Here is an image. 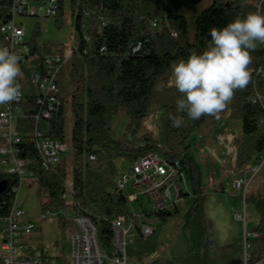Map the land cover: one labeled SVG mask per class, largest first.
Listing matches in <instances>:
<instances>
[{
    "label": "trees",
    "instance_id": "obj_1",
    "mask_svg": "<svg viewBox=\"0 0 264 264\" xmlns=\"http://www.w3.org/2000/svg\"><path fill=\"white\" fill-rule=\"evenodd\" d=\"M9 2L0 0L4 14ZM62 4L63 0L55 24L63 15ZM263 4L264 0H259L258 5ZM70 7L74 30L79 35L69 64L75 87L70 100L71 156L67 159L62 155L56 167L48 171L42 169L41 157L31 141L35 116L41 107L32 93L25 95L22 116L15 124L21 136L17 158L23 162L24 171L31 173L24 184L33 183L39 188L44 199L40 203L41 212L70 208L88 217L98 227L102 248L111 254L110 220L129 214L125 195L115 187L119 174L116 161L122 159L132 164L148 153H160L184 173L189 194L182 193L184 202L158 214L157 219L164 223L168 217L182 214L183 228L189 235L185 264H219L213 226L206 215L207 195L202 171L193 155V135L211 120H236L240 132L233 140L234 172L246 171L264 155V127L259 125L264 116L261 73L264 46L251 52V83L246 90L235 93L219 118L206 116L193 121L184 115L181 128L172 127L170 120V116L177 115L176 101L183 98L174 85L169 84L170 66L186 60L192 52L199 54L205 50L210 41L209 29L223 28L238 16L243 18L249 12H259L258 6L249 0H210L206 8L200 0L189 7H182L179 0H70ZM153 20L157 21L155 26ZM36 36L37 32L30 39V47L40 57L63 53L60 48L52 51L48 45H43L39 51ZM137 47L139 49L135 50ZM64 72L60 73V84ZM156 110L160 117L157 138L144 135L143 144L134 146L115 137L114 116L123 113L129 119L127 126L139 129L141 122ZM66 127L63 99L62 105L45 121L42 133L66 144ZM90 156L103 162V166H91ZM204 168L210 176L212 165L205 163ZM1 182H6L0 194V220H4L15 201L14 190L19 187V177L0 171ZM66 185L71 188V204L61 198L68 193ZM218 192L225 193V188L219 185ZM248 202L258 213L254 233L264 240V181L261 190L246 195L245 204ZM58 226L63 232L64 220H59ZM157 232L155 230L146 242L137 238L138 259L148 258L157 250L158 244L153 239ZM25 246L27 256L39 257L44 264H67L64 255L51 256L40 245L31 247L26 243ZM165 264L175 263L169 260ZM246 264H254V261L247 257Z\"/></svg>",
    "mask_w": 264,
    "mask_h": 264
},
{
    "label": "built area",
    "instance_id": "obj_2",
    "mask_svg": "<svg viewBox=\"0 0 264 264\" xmlns=\"http://www.w3.org/2000/svg\"><path fill=\"white\" fill-rule=\"evenodd\" d=\"M61 0H10L9 8L4 14L0 7V48L8 47L20 57L22 77L19 80L22 96L18 102L10 105H0V163L7 174H16L19 177V187L14 190L15 201L8 217L0 220V261L2 264H44L39 257L27 256L25 237L34 231V225L26 219L24 210L16 205L17 190L24 185V181L31 177L25 172L23 162L17 158V145L21 143V136L15 129L17 119L22 116L21 106L24 96L32 93L36 104L41 107L35 116L36 127L31 141L38 151L42 169L48 171L57 166L60 157L69 149L66 144L54 141L43 135L41 123L47 121L53 112L62 105V86L60 73L70 64L74 49L69 53H49L39 56L37 51L30 47L25 25L17 22L18 18H38L42 22L55 19L60 10ZM157 24L156 20L152 25ZM88 40V39H86ZM39 51L43 45H38ZM137 47L135 50H138ZM264 77V71L261 72ZM264 110V100L262 104ZM264 127V116L259 121ZM89 161H95L90 156ZM264 168V155L261 156L249 169L240 172L231 181V189L240 196L242 208L232 211L230 219L246 223L245 198L247 190L254 179ZM250 178L247 179V176ZM116 191L123 192L128 206L145 198L150 211L146 212L141 205L142 212L130 210L129 214L120 215L110 220L111 254L101 246L98 227L86 216L70 209L47 210L40 213L42 221L59 219L69 221L72 228L69 230L70 250L66 256L69 264H127L128 238H149L154 234L157 224V215L171 211L175 205H180L185 198L182 193H188L187 181L184 173L177 167L169 164L157 152L148 153L135 160L126 172L118 174L115 180ZM68 193L62 195L67 204L72 203L71 188L66 185ZM257 237L256 233H245L243 237L244 264L251 244L249 239Z\"/></svg>",
    "mask_w": 264,
    "mask_h": 264
},
{
    "label": "rangeland",
    "instance_id": "obj_3",
    "mask_svg": "<svg viewBox=\"0 0 264 264\" xmlns=\"http://www.w3.org/2000/svg\"><path fill=\"white\" fill-rule=\"evenodd\" d=\"M196 0H179L182 7H189L195 3ZM202 7L206 8L210 5V0H200ZM257 5L259 12L264 14V4L258 5L259 0H249ZM63 15L59 19L58 24H55V19H49L42 22L38 18H18L17 22L25 25L27 33L26 38L30 39L32 35L37 32L35 40L38 45H48L52 51L62 49L63 53H69L72 48L77 44L79 35L74 30L73 18L71 17L70 0H63L62 4ZM86 27L82 28L85 32ZM62 96L64 99V108L66 112V145L69 149L65 152L64 156L69 159L71 156V149L69 146V139L71 134V116H70V100L71 95L75 89L71 82L69 65L64 69ZM173 84V78L169 82ZM129 119L120 113L112 119V126L114 134L117 139L123 142H128L134 146L142 145L144 140L143 136L147 135L151 138H157L158 125L160 123L159 110H156L141 122V127L135 129L133 126H127ZM45 123L42 122L41 126L44 127ZM240 126L236 120H211L209 121L198 133L193 135L195 139V146L193 148V155L198 161L201 171L204 191L207 195L206 206L208 210V219L213 227H216V235L214 241L220 242L221 246L228 247L226 250L218 249L216 255L219 264L226 258V261L238 259L245 262L243 251V237L245 233H254V226L258 219V213L251 203L245 204L246 210V223L243 225L241 222L233 221L229 218L232 208L240 211L242 202L240 196L231 189V181L237 174L232 169L234 161L235 148L233 144L234 138L239 136ZM1 161V159H0ZM205 163L212 165V173L209 176L207 170L204 168ZM90 165L93 167H102L103 162L91 161ZM131 166V163L119 159L116 161V168L119 173L126 172ZM4 168L0 163V171L3 172ZM69 171V164L68 169ZM250 175L247 176V179ZM264 181V168L261 172L254 177L248 190L247 196L254 193V187L257 186L261 190ZM219 185L225 188V193H220ZM44 200L40 194L39 188L33 183H26L17 190L16 205L26 213V219H29L34 225V231L28 237H25V243H29L31 247H38L40 245L44 248L47 254L51 256L64 255L65 258L69 254L70 243L68 239L69 230L72 224L69 221H64V231L62 232L58 226L59 219H48L42 221L40 216V203ZM142 207L146 212L150 211V205L145 198H139L137 202L129 205L130 210L137 213L142 212ZM209 210H211L209 212ZM211 212H215L216 216ZM70 208L67 209V217H70ZM212 216V217H211ZM212 218V219H210ZM158 220L154 229L158 232L153 239L158 244L157 250L152 256L137 258V238H128L127 245V264H165L167 261L172 260L176 264H184L182 261L187 258V250L189 247V235L183 228L182 214H175L168 217L164 223ZM161 224V225H160ZM3 223L0 222V226ZM150 238V237H149ZM146 242L148 238H142ZM152 240V239H151ZM248 243L251 248L248 250L247 257L250 258V252L256 251L259 254H264V241L262 238L249 239ZM67 264L68 261H67ZM105 264H111L106 261ZM227 264V263H226Z\"/></svg>",
    "mask_w": 264,
    "mask_h": 264
},
{
    "label": "clouds",
    "instance_id": "obj_4",
    "mask_svg": "<svg viewBox=\"0 0 264 264\" xmlns=\"http://www.w3.org/2000/svg\"><path fill=\"white\" fill-rule=\"evenodd\" d=\"M208 35L205 50L170 66L174 87L183 97L176 101L177 115L170 116L174 128L183 126L184 115L193 121L219 118L235 93L247 89L252 81L251 52L264 46V14L238 16L223 28L209 29ZM20 59L8 47L0 48V105L21 99Z\"/></svg>",
    "mask_w": 264,
    "mask_h": 264
},
{
    "label": "crops",
    "instance_id": "obj_5",
    "mask_svg": "<svg viewBox=\"0 0 264 264\" xmlns=\"http://www.w3.org/2000/svg\"><path fill=\"white\" fill-rule=\"evenodd\" d=\"M196 159V158H195ZM197 161V160H196ZM198 162V161H197ZM258 189H260L258 186L255 188L254 187V192H256ZM222 193H224V192H222ZM242 208V207H241ZM240 208V209H241ZM23 210V209H22ZM211 210H209V212H210ZM232 211H237V210H235L234 208H232V210H231V212ZM25 212V211H24ZM213 215H214V217L216 216V213L215 212H211ZM25 215H26V213H25ZM206 215H207V217H208V210H207V206H206ZM229 216V218H230V215H228ZM212 217V216H211ZM209 218V217H208ZM210 219H212V218H210ZM27 220H29V219H27ZM30 221V220H29ZM257 222H258V219H257ZM257 222H256V224H255V226H254V230H255V228H256V225H257ZM213 232H214V236L216 235V232H217V230H216V227H213ZM258 237H260L259 235H257V237H255L254 239H257ZM261 238V237H260ZM263 240V239H262ZM264 241V240H263ZM215 244H216V247L218 248V249H221V248H223L224 246H221V243L220 242H217V241H215ZM250 258H251V260H253L254 261V264H263V262H264V254H259L258 252H256V251H251L250 252ZM236 261H239L238 259H233V258H231L230 260H228V261H226V258H224L223 259V261H220V263H223V262H225V264L227 263V264H236ZM184 264H185V261L183 260L182 261ZM175 263V262H174ZM218 263H219V260H218ZM176 264V263H175Z\"/></svg>",
    "mask_w": 264,
    "mask_h": 264
},
{
    "label": "water",
    "instance_id": "obj_6",
    "mask_svg": "<svg viewBox=\"0 0 264 264\" xmlns=\"http://www.w3.org/2000/svg\"><path fill=\"white\" fill-rule=\"evenodd\" d=\"M6 188V182H1L0 183V194L5 190ZM138 238L142 239V235L138 232Z\"/></svg>",
    "mask_w": 264,
    "mask_h": 264
}]
</instances>
